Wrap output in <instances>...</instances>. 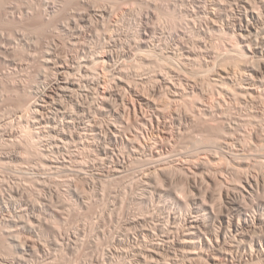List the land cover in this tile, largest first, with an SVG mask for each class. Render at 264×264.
<instances>
[{
	"label": "rangeland",
	"instance_id": "obj_1",
	"mask_svg": "<svg viewBox=\"0 0 264 264\" xmlns=\"http://www.w3.org/2000/svg\"><path fill=\"white\" fill-rule=\"evenodd\" d=\"M49 4H56V7L54 9H51L48 7ZM194 7H195V5H194L192 0H72V1L71 0H0V213H1L0 219L2 220V216H5L4 218H6L7 220L9 219L11 221H14V222H11V221L9 222V220L7 221L6 219L4 220V218H3L2 223L0 222V224L3 226L0 225V228H2V230H4L3 229V227H5L4 225L9 224L10 226L6 225L5 228L11 229V228H13V225H15L14 226L15 229L16 228H19V229H18V231L13 229V230H15L13 233L15 234V237H16V234H18L17 235L18 241L20 240L21 242H24V243L27 242V244H30V245L33 244L32 245L33 247L36 244L35 245L36 248L40 249V251H39V249L38 250L36 249L38 251V253H40V256H38L39 254L37 253V251L35 249H34L35 251L33 250L32 252L27 253V252H22L21 250L17 249L16 246L15 247L12 246V248L14 247L13 248L14 250L16 248V250L14 251L11 247H9L11 244L14 245L13 243H15V245L18 244L17 242H14L12 239H9V238H11V236L14 235L12 233L13 230L11 229L12 230L11 232H10V230H8L10 233H12V235H11L8 233V231H6V229H5V231L7 233L6 232L3 233V231H1V229H0V264H11V262H12V264H15L18 260L22 259L23 256L29 257V258L26 257V260L27 259H29V260L26 261L24 258L22 260H24L25 262L21 260V264H41V263L43 264V262H45V264H46V261H47V264H97L98 261L101 264H126L127 259L130 262H133L135 264L136 259L134 257V254H135L134 250L138 245H141V243L136 241V239L133 237L136 234H138L139 236H137V235L136 236L138 238H140V240H143L144 234L146 232H152L153 230L152 231H150V230L154 229V228H155L154 230H156L155 232L159 233L158 234L159 236L161 234L163 236L164 233L157 230L158 229L157 227H159L161 229L163 226L164 230L167 231L169 229V227L171 229L173 226V221L172 220L168 221L169 219L166 217L167 216L165 214L166 210H167L166 213L168 212V210H170V211L172 210L171 214H173V215L176 214L175 213L176 210L178 212L182 211V214L178 213V212L176 214L177 216L180 215V217L185 216V214L188 215L190 213V211L194 210V207H195V205L193 204L195 198L193 196H197L196 199H198V200H203L204 194H205L204 196H206L208 198L207 199L205 197L204 201L208 200L209 201L208 204L214 203L215 204L214 207L216 206L215 208L216 209L218 208L219 210L224 208V205H223L224 201L222 199L223 198L222 196H223L226 184L225 183L223 184L220 181V167L219 168L217 167V166H220V164H219L220 162L218 163V160H220V158H219L220 155H218V153L216 151L220 152V148L219 147H217L218 149L213 148L212 144H207V143H206V145L204 144V146H206V148H204V146H200V147L196 146V145H199L202 143L201 140L206 138L208 133L210 134V132L207 131V129L209 127H207V125H206V128H205V126L202 127L201 123H194L193 124L191 122H188V120L185 119L184 117H182V119H179L176 122L172 118L173 116L171 115V109L174 110V109L178 108L180 103L188 102L189 99L184 97L183 99H181V101H178V102L176 101V103L173 102V99L171 98L170 94L167 92V89L164 87V85L157 81L160 74L166 73L167 75H169L171 70L174 69L177 72L176 73V81H179L181 78H183V77L185 78L187 76V78H191V79L196 78L199 83H202L203 75L196 73V72L199 73V71L196 70V68L200 69L199 68L200 66H198L194 63L188 64L186 62V60H181L179 58H178L179 59L178 61H176L174 59L172 61L165 59V56L173 53L175 51V48H177V46L181 43L184 44L186 47L192 48V49H198L199 50V48L203 45L208 49H210V48L217 49L220 52V69L225 68V67H231V68H235V69L241 68V64L243 62H241L238 59L236 60L237 57L235 55L233 56L234 52H232V49L235 47V39H232V35H231L232 33L227 34V33H223V32L221 33L220 32V35L215 34L211 38L206 37L205 39H203V37L200 35V33L197 30H195L193 27V22H195V20H196V15L193 13ZM100 9H101V11H100ZM103 10L107 11L108 14L106 16H104L103 18H101L100 14ZM146 12H151L153 14L151 19H150V26L152 27V29L154 28L155 30L153 29V31H151L148 43L146 45H143L142 47L144 49H142L141 48V38H140L141 36H140V30L139 29H140L142 15H143V13H146ZM235 13H236L235 7L229 6V7H227V9L224 13V14H226L225 18H229L230 20H232L235 16ZM86 15L88 17H86V20H84V16H86ZM229 15L231 18L229 17ZM74 30L76 31V33ZM77 32L79 35H77ZM80 33H81V36H80ZM23 35H25V36H23ZM37 35H38V37H37ZM228 35L231 36L230 38L232 39L233 42L229 39ZM78 36L80 37V39ZM25 37H26V39H25ZM202 40L204 41V43H202ZM38 41L40 42V44ZM74 41L76 42V44H78V43L79 44L76 46L75 44H73ZM77 41H78V43H77ZM37 42H38V45H37ZM104 47H106V48H104ZM146 47L151 50V54L143 51V50H146V51L149 50V49H145ZM152 49L157 51L158 53H155ZM48 50L50 53L51 52L53 53V51H54V53L48 54ZM101 50H104V51L110 50L112 52V54L115 56V63L117 64V67L119 68V70H121V73L125 77V80H126L125 81L126 85H123V87H124V89H123V87H120L116 83L114 84V82L112 81V80H114L115 76H120V75L114 74V72H112L111 68L108 66L109 65L108 63H105L106 66L104 65V63H102L104 66H102V64L99 65L100 67L98 65L96 66V67H99V68H97L98 71L96 70L97 71L96 74L97 75L100 74L101 75L100 77L106 81L105 87L107 86L106 89L109 90V92L112 94L111 95L112 100L115 101L117 99V95H119V96L121 95L122 101L123 100L125 101V102L124 101L123 102L122 101H115V102H117L119 107H121L122 109H124V107H125V109H124L125 115H127V116H125V119H126V121L129 119L131 121V122L127 121V122H129V124L131 123V125H130L131 130L129 129V130L125 131V130H123V128H121L124 131V133L122 132L121 135L123 137H129L131 135L137 134L138 135V142H140V143L142 142V144L143 143L144 144L145 143L150 144V143H155V141L156 142L161 141V142H164V147H165V149H163L164 152L163 151L160 152L163 155H161L159 153L160 155L157 154L156 157L152 158L151 160H150V158H151L150 156L141 157L142 159H144L145 164L142 163V160H140L141 158L138 160L133 159L132 162L129 163L130 165L131 164H133V165L131 167H129L130 165L127 166L128 170L126 168V170H123L124 172L122 171L121 173L115 171V164L119 160H122V159H119V158H122V156H120L118 153H116V154H118L117 156H116V154L112 153V151L110 149L111 145H110V141H109V136H106L107 134L105 135V133H107V131H108L107 127H109V124H110L109 122H112L109 116H101V115L96 116L97 118H95V120L98 119L96 121V123L98 122L97 123L98 126H99V124H101L99 126V128H100V130H102V131H100L101 134L100 133L98 134L99 136L92 133V132H86L87 134L82 132V134L84 136L83 135H82V137L80 136L81 139L79 138V135L77 134L78 131H80L78 128L79 124L77 122L74 123V121H76V117H75V120L71 119L72 121L74 120L73 121L74 124L70 120H67V118L62 117V116H64L62 114V113H64V111L71 113L72 110H75V112L74 111H72V112H74L73 116H76V113H78L76 111H78V107H80V105H82L84 107H86V106L91 107L90 106L91 104H92V106L95 104L93 102H96V103H97V101L101 102L100 101L101 98L98 97V94H96L97 91L95 89H93L92 86L85 83L86 81H84L85 84L83 83L84 86H82V88H83L82 90H84V91L76 90L73 93H71V96H72V94H74V96H72V97L66 96L63 93H61V95H60V93H58L61 96V97H59L58 94L56 95L53 93L54 99L56 98L55 103L57 105L55 103H53L54 101L52 99H50V101H52L50 103L51 107L48 106L45 108H42V107L38 108V110L40 109L38 114H41L42 116H44V120H43V117L38 115V114L36 115V114H33L32 112H31L32 114L28 113L29 108L27 109V107L31 101H32L31 105H33L35 102L42 104V102H40L41 99L39 98L41 95L40 92L45 91L46 89L51 90L52 89L51 86L53 85V83L56 80L57 70H55L56 68H53L55 66L51 63L48 64L46 62L47 59H44V58H48V60L49 59L55 60V58H56V60H57V61L55 60L56 64L63 62V61L67 62L68 58L71 60V61L69 60V63L70 62L72 63V60H73V62H76L77 60L83 61V60H80L81 57H82L81 59L86 57L85 60H87V59L89 60V58H90V60L91 59L94 60L93 58H95V56L93 57V55L101 54V52H103ZM91 51L93 52V54ZM84 52H85V54H84ZM88 53L91 54L92 57L90 55H88ZM159 55H161V56H159ZM57 56L58 57L62 56V57L58 58ZM78 56H80V57H78ZM64 57L67 60H64ZM42 59L44 61L46 60L45 61L46 63ZM179 61H181L182 63L181 62L180 63L183 64V65H181L182 66L181 68L176 66L177 63H179ZM237 61H238V63H237ZM52 63H54V62H52ZM234 65H236V66H234ZM39 68H40V70H39ZM48 68L52 71H50ZM101 68H102V70H101ZM103 68L106 71V73L112 72V75L110 73L109 74L103 73L104 72ZM46 71H48V72H46ZM55 71H56V73H55ZM92 71L93 70L90 71V73H89L90 75L87 74V75L91 76V78L93 76ZM74 72H75V74H73ZM76 72L77 71H73V73L71 72V74L75 75L74 77H77L80 79L82 77V76H80L81 73L76 74ZM94 73H95V71H94ZM42 75H44V76H42ZM73 75H71V76L73 77ZM107 75L110 78V80H109V78H107ZM109 75H111V76H109ZM104 76H106V79L104 78ZM200 76H201V78H200ZM74 79H76V78H74ZM109 82H110V85H109ZM128 82H130V84H128ZM27 83H29L30 85ZM155 87H158L160 89V93L157 95H154V92H153ZM220 87H221V85H220ZM86 88L87 89L90 88V89L87 91V90H85ZM115 88H117V89L119 88V89L115 90ZM121 88H122V90H120ZM162 88H164V89H162ZM210 88H211L210 92L212 93L211 90L214 89L213 91L216 95L214 98L212 97V95H210V97H207L206 100L213 101V100H215V98H219L218 93H217V88H214V87H210ZM38 89L40 92L37 91ZM30 90H32V92ZM94 91H96V92H94ZM220 91H221V88H220ZM29 92L32 95L31 100H29L31 97ZM166 94H168V97L166 96ZM91 95H93L92 96L93 98H94V96H96L98 98L95 97L93 99L90 97ZM141 95H143L144 97L146 95V97L151 98V99L154 98V100L156 102H158V104L160 106L166 107V112L165 113L159 112L153 108L148 107L145 104V102L141 101V99H142ZM34 97H36V98H34ZM74 97H75V99H74ZM38 98H39V100H38ZM60 99L61 100L63 99L62 101L65 100L63 102V105L61 104L62 101H60ZM96 99H97V101H96ZM34 100H36V101H34ZM191 100H193V99H191ZM232 102H234L235 104L237 103V102H235V100H232ZM123 103H125L124 106H123ZM234 103H233L232 107L231 106L228 107L227 110H229L232 117L234 116L233 118H236V116L238 117L243 112L245 113L246 111H242L245 109L243 108L241 110ZM262 104L264 105V103H262ZM262 104L260 105V107H261V110L264 111V107ZM62 106H64V107L62 108ZM73 106H75V108ZM22 107H23V109H22ZM54 108L55 109L58 108V110L57 109L55 110ZM65 108L66 109L68 108L70 111L65 110ZM245 108H247V107H245ZM59 109H62L61 112L59 111ZM231 109L233 111L234 110L235 111L233 112ZM50 110L53 112L50 113L51 112ZM57 111H58V115L56 114ZM153 111H155V112H153ZM47 112H48V114H47ZM49 115H50V118L48 117ZM33 116L35 117L34 119L32 118ZM53 116L54 117L57 116V118L54 119ZM162 116L163 117L165 116V117L163 118ZM60 118H61V120L64 118V121L66 120L65 123L62 122L63 120L61 121ZM167 118H168V120H167ZM36 119L39 122L36 121L37 122L36 123L35 122ZM53 119H54V121H53ZM45 120H48V122L46 121L47 122L46 123ZM159 120H160V122H159ZM67 121H70L71 123L70 122L68 123ZM171 121H173L174 123ZM61 122L63 124V125L61 124L62 126L60 125ZM42 123L47 125V126L44 125L45 127H43ZM50 124H52L51 125L52 128H51ZM56 124H57V126H56ZM76 124H78V125H76ZM67 125L68 126L72 125V127H70L68 129V128H66V127H68ZM152 125H155V127H153ZM171 125H172V127H171ZM176 125H177V127H176ZM180 125L183 127H181ZM49 126H50V128H48ZM55 126L57 127V129L60 128L61 130L60 129H59V131L58 130H56V131L52 130ZM179 127L182 128V131H181L182 133L180 135L175 133ZM189 127H190V129H189ZM101 128H103V129H101ZM145 128H149V129L146 130ZM48 129H50V130H48ZM71 129L72 130L77 129V130H74L75 132H72ZM104 129H106L107 131ZM137 129H139V130H137ZM65 130H66V132H68V130H69L72 133L71 132H68V133L65 132L66 134H64ZM171 130H172V133L170 132ZM248 130L251 131V129H248ZM164 131H165V133H164ZM201 132L206 133V135L204 133H202L203 136H205V137L201 136L202 135V134H200ZM55 133H57V134H55ZM73 133L75 136L73 135ZM196 133H197V135H196ZM69 134L71 136L73 135L72 137H74V138H72ZM102 134H104V135H102ZM56 135H58L59 139H61L63 141L57 139L58 137ZM199 135H200L199 138L202 137L200 140H197L200 143H198L194 140L195 136H196V139H198L197 136H199ZM95 136H96V138L93 139ZM208 137H209V135H208ZM65 138H69V139H67V141H69V142H67V144H64V142H66ZM168 138L172 141H170ZM173 138L177 139V140H175L176 143L174 142ZM75 139H76V141H75ZM70 140L74 143V145L72 144V142ZM82 140H83V142H81ZM86 140H88V142H85ZM144 140H146V141H144ZM179 140H180V143H179ZM181 140H183L184 142L183 141L181 142ZM89 141H92V143ZM76 142H79V144L77 145ZM107 142H108V144H107ZM194 142H196L198 144L195 145ZM69 143H71V144H69ZM80 143L81 144L84 143V144L81 145ZM178 143H179V145H178ZM55 145H57V146L55 147ZM58 145L59 146L63 145V146L59 147V149H58ZM90 145L92 148L90 147ZM176 145H177V147H176ZM186 145H188V147ZM64 146H66V147H64ZM97 146H98V148H97ZM106 146L108 147L107 149H106ZM189 146L191 147L190 149H189ZM193 146H196V147H193ZM196 148H198V149H196ZM201 148H202V150H201ZM67 149H68V151H67ZM103 149H105V150H103ZM167 149H170V150L168 151ZM174 149H176V150H174ZM206 149L208 150V152H205L207 154H205L203 152V155L202 154L200 155V152H202L203 150H206ZM214 149H216V150H214ZM91 150H93V151H91ZM106 150L109 151V155H110V156L108 155L109 157H107L105 155ZM177 150H179V156H177L178 155ZM198 150H199V152H198L199 154L198 153H196V154H198L202 157L193 153V152H197ZM172 151H174V153L177 151L176 154L174 155V157H173L174 153L171 154L172 156L169 155L170 153H172ZM182 151H184V153ZM190 152L193 154L191 155ZM125 153H124L125 156L127 155V158H128V152L125 151ZM164 154L166 157H164ZM112 155H114V156H112ZM168 155L170 156V158ZM185 155L189 156V157H186ZM205 155L208 157H206ZM99 156L100 157L102 156L101 158L104 157L105 160L99 158ZM118 156H120V157H118ZM159 156L160 157L163 156L164 159H161ZM106 157L110 158V159L106 160ZM113 157H115V160ZM147 157L148 158L150 157L148 159L149 161L145 160V158L147 159ZM177 157H179L178 159H180V157H181V159L178 160ZM209 157H210V160H212L211 161L212 164L216 167H214L213 165H210L211 162L208 160ZM174 158L177 160H174ZM196 158H198V159H196ZM97 159H98V161H97ZM100 159L103 160L104 162L101 161ZM153 159L158 160L157 162H156V160H154V162L156 163V165L158 164V166L153 167L155 165V163L152 162ZM170 159L171 160L173 159V160L170 161ZM184 159L185 160L188 159V161H185ZM189 159L191 162L189 161ZM111 160H114V161H111ZM162 160H164V161H162ZM168 160L170 162H172L171 165H170V162ZM183 160L187 164H185V162ZM192 160L193 161L197 160V163L208 160L207 162H209L210 166L208 167V169L196 168L194 166V165H196V162L194 161L195 162L194 163ZM109 161L111 163H113V166L111 165V163ZM134 161H135V163H133ZM137 161H139V162H137ZM140 161H141V163H140ZM150 161H151V163H150L151 165L148 164ZM179 161L182 163H180ZM79 162H81V163H79ZM105 162L108 165H106ZM159 162H161V163L163 162L164 164H161V163L159 164ZM165 162H168V163H165ZM173 163H175L176 165ZM188 163L190 165H188ZM225 163H226V161L225 162L223 161L224 165H225ZM180 164H182V165H180ZM191 164H193L192 165L193 167L191 166ZM146 165H147V167H146ZM175 166L177 168L179 166L180 167H179V169L176 170V168L174 169ZM109 167H111V168H109ZM145 167L148 169V171H147V169L146 170L144 169ZM149 167L151 168L152 171H157L156 173H158V174L160 173L158 176L160 178H158V179L161 183L160 182L158 183V180L155 181V183L153 182L154 187H153V184L150 186L145 185L144 180H143V178H144L143 176H145L146 172L148 173L150 170ZM166 167H168V168L170 167V168L167 169L166 174H164V172H162L161 170H162V168H164V170H165ZM182 167H184L185 170ZM187 167H188V169H187ZM190 167L192 170L190 169ZM129 168H130V170H129ZM157 168H159V170ZM160 168H161V170H160ZM180 168L182 171L180 170ZM194 168H195V172H194ZM210 168H211L212 172L210 171ZM212 168H215V169H212ZM110 169L111 170L114 169V171H111ZM141 169H144V170H141ZM256 169H255L256 172L254 171L253 174L257 175L258 177H263L260 175H264V168L262 169V167H261L259 169V167H258ZM108 170H110V171H108ZM138 170L139 171L141 170L142 173L138 174V172H139ZM215 171L217 172V174H215V176H214L213 174L216 173ZM185 173L188 175L186 176ZM196 173H198V174H196ZM122 174H124V178L121 177ZM135 174L136 175L138 174V175L136 176ZM200 174H202L203 177ZM208 174H209V176H208ZM117 176H120V178L118 179ZM139 176L143 177V178L141 179ZM193 176H197V178H198L197 180H199V182H200L199 187L193 186V184H192V177ZM199 176H201V177H199ZM204 176H206V177L204 178ZM217 177H219L218 178L219 180L217 179ZM162 178H163V181H161ZM172 178H174L173 179V181H174L173 186H172V182H173ZM76 180H77V183H76ZM134 180L136 181L137 186H139L140 188H138V187L136 188V184H135ZM206 180H207V182H206ZM202 181L205 182L206 185ZM208 181H209V183H208ZM128 183L131 184L132 186L134 185V188H130L131 185H129ZM157 184H161V185L165 184V186L162 185L165 189H168V188L169 189L175 188V189H173V190L170 189L171 191L169 189H168L169 191L163 190L164 188L162 187V189H161V185L159 186ZM148 186L153 187L152 189H155L154 191L158 192V194L155 193ZM56 187H58V188H56ZM126 187L130 188V189H127ZM141 187L145 188V189H142ZM200 187H202V188L200 189ZM18 188H19V190H18ZM148 188H149L150 192H148ZM218 188H219V190H218ZM133 189H135L137 192H140L139 194L141 196L138 195V193L136 191H134ZM138 189L140 191H138ZM76 190H77V192H76ZM159 190H160V192H159ZM122 191H123V193H122ZM141 191H142V193H141ZM145 191H147V192H145ZM176 191L179 194L176 193ZM192 191H194V192H192ZM209 191H211V192H209ZM214 191L217 193H214ZM219 191H220V193H219ZM134 192H136V193H134ZM152 192H154L153 194H155V195H153ZM195 192H196V195L192 194ZM56 193H58V194H56ZM160 193H161V195H160L161 197L159 196ZM110 194H112V196H110ZM163 194H164V196H163ZM177 194L181 195L182 198L179 197ZM136 195H138V196H136ZM145 195H146V198L143 199L145 197ZM148 195L150 198L148 197ZM152 195H153V197L155 196L154 198H156V199L160 198V199H158V203L159 204L161 203L162 206H167V208H169V209H166L165 211L162 212V210L160 209L161 205L160 206L156 205L157 200L154 199L152 197ZM79 196H81V197H79ZM114 196H116L117 198H115ZM123 196L124 197L126 196V198H124ZM135 196L136 197L140 196V197L136 198ZM166 196H168V197H166ZM199 196H201L200 199H199ZM33 197H35V198H33ZM211 197L213 199H211ZM214 197H215V200H214ZM152 198H153V200H152ZM162 198L165 199L166 201L165 200L162 201ZM167 199L168 200L170 199L169 202H167ZM182 199H184V200L186 199V200L182 201ZM138 200H140V201H138ZM149 200L152 202L154 201L153 203H156L154 205L158 206L157 209L153 205L152 202H149ZM174 200L175 201L177 200L176 204H175L177 207L173 206L175 203ZM122 201H124V202H122ZM220 201H223V202H220ZM68 202H70L71 204ZM138 202H139V204H136ZM140 202L141 203L144 202V203L140 204ZM145 202H146V204L150 203V208H149L148 204H147L148 205V207H147ZM171 202H173V203L170 204ZM178 202H179V204H178ZM185 202H186V204H185ZM34 203H36V204H34ZM165 203H167L168 205L167 204L165 205ZM140 205H142L143 207ZM144 205L146 207L145 210L147 209L146 211L144 210ZM178 205L180 208L178 207ZM190 205L192 206V208H189ZM211 207L213 208V206H211ZM221 207H223V208H221ZM153 208H154V210L151 211V213H152L151 214L149 210H151ZM158 208H159V210H158ZM215 208H214V211H215ZM142 209L145 212L149 211V212L145 213L146 215H149V217H150V214H151V217L154 215L156 217L158 216L157 217L158 221H155V220L151 219V217L148 218L146 215H143L144 212L142 211ZM155 209L159 212L157 213V211ZM187 209H190V210H187ZM154 211H155V213H154ZM170 211L168 213H170ZM218 211L216 213V216L220 215V214L217 215ZM140 212H141V214L142 213L143 214L138 215V213L140 214ZM2 213H5L6 215L2 214ZM148 213H150V214H148ZM159 214H160V216H163L162 217V218H164L163 221L165 219H168L166 221L169 223L171 222L170 226L168 225V223L166 221H164V222L167 223L168 226L164 225L165 223L162 220H159V217H160ZM111 215H112V217H111ZM141 216L146 217V220L143 221L144 223L142 222ZM37 217H39V219H41L42 221L38 220ZM135 217H140L141 222L137 223L138 225L135 224V226L132 225L131 223L129 225L128 223H129L130 219L133 218L131 221L136 220V219H134ZM145 217H143V218H145ZM22 219L24 220L23 223H22V221H23ZM137 219H139V218H137ZM149 219L152 221L153 224L150 223L151 221ZM20 220H22V221H20ZM17 221H19V222H17ZM25 221L28 222L27 225L25 224L26 223ZM40 221L43 222V225L41 224ZM146 221H148L147 222L148 225L146 224ZM154 221H155V225H156V222H157V224L162 222L163 225L161 226V224H162L161 223L155 227ZM31 222H33L36 225L32 226L33 223H31ZM44 222H47L48 224H46ZM14 223H17V225ZM30 224H31L32 228H31ZM37 224H38V227H37ZM49 224L51 226H49ZM141 224L144 225V229H143V226ZM18 225H23V226L17 227ZM150 225L153 226L154 228L151 227ZM25 226H26V228L28 226V228L26 229ZM40 226H42V227L44 226L45 229L47 228L48 232H47V229L44 230ZM136 226H138V227H136ZM146 226L148 227V229L147 228L145 229ZM134 227H135V229L137 228L136 231H134L135 230ZM139 227H140V230L138 229ZM177 227H180V226L178 225ZM36 228H38V229H36ZM125 228L126 229L129 228L130 231H131V229H133L131 231L132 234L128 233L129 231H127ZM34 229H36L37 231H34ZM49 229L51 230L50 232H49ZM58 229H59V231H58ZM60 229H61V231H60ZM52 232H54V233H52ZM133 232L136 234H134ZM2 233L4 234V236ZM22 236H26V237L29 236V238H30V236H32V238L35 237L34 242H31L33 240H29L28 237L27 238L23 237L22 239H19V237H22ZM99 236H100V238H99ZM125 236H127V237H125ZM130 236H131V238H130ZM141 237L143 239H141ZM32 238H30V239H32ZM36 238H38L39 240L38 239H37L38 241L35 240ZM70 239H72V240H70ZM73 239H74V241L77 240L78 243L76 246H78V247L75 246L76 243L74 244ZM128 239H131V241ZM146 239H148V238H145V240ZM148 240H150V239H148ZM8 241H9V244H8ZM11 241L13 243H10ZM57 241L60 242V243H57L59 245H57L55 243ZM40 242L41 243L43 242V244H41ZM38 243H39V245H38ZM46 243H48V244H46ZM60 244L64 245L66 248H64V246H61ZM68 244H70V245H68ZM132 244H134V245L132 246ZM41 245H43V246H41ZM72 245L74 247H76V249L74 247H72ZM67 246H69V247H67ZM33 247H32V249H33ZM58 248H61V249L64 248V250L63 249L59 250ZM73 248H74V250H73ZM11 249L13 250L12 252H11ZM116 249L117 250L120 249V251H117ZM126 249H128L129 252ZM55 250H56V252H55ZM65 250H67V251L62 253ZM114 250L117 252H115ZM124 250L127 251L128 253H125ZM17 251H19L20 253ZM44 251L48 252L47 255ZM130 252H133V254ZM12 253H14V255H16V256H18L19 254L22 253L21 255H23V256H22V258H21V256L16 257ZM24 253L25 254L27 253L28 255L27 254L24 255ZM36 253H37V255H36ZM121 254H123V255H121ZM33 255H34V257H33ZM48 255L50 256V258ZM130 255H131V257H130ZM6 257L9 258V262H8V259ZM15 257L17 258V261L14 260ZM10 258H12V259H10ZM54 258H56L55 259L56 261L54 260L55 263L51 262L52 259H54ZM11 260H13V261H11ZM49 260H50V262H49ZM18 264H20V262Z\"/></svg>",
	"mask_w": 264,
	"mask_h": 264
},
{
	"label": "bare ground",
	"instance_id": "obj_2",
	"mask_svg": "<svg viewBox=\"0 0 264 264\" xmlns=\"http://www.w3.org/2000/svg\"><path fill=\"white\" fill-rule=\"evenodd\" d=\"M72 1V0H71ZM195 7H194V10H193V13L196 15V20L195 22H193V27L195 30H197L200 35L203 37V39H205L206 37L208 38H211L213 37L215 34L217 35H220V32L222 33H227V34H230L232 33V39H235V47L232 49V52H234L233 56L235 55L237 58L236 60H240L241 62H243L241 64V68H231V67H225V68H221L220 69V52L217 50V49H208L206 48L204 45L201 46L198 49H192V48H188L186 47L184 44H179L177 46V48H175V51L171 54H168L167 56H165V59L167 60H176L178 61L179 59L181 60H186V62L188 64L190 63H194L198 66H200L198 68H196V70L199 71L196 72L197 74H202L203 75V80H202V83H199L198 80L195 78V79H191V78H187V76L184 78H181L179 81H176V71L174 69L171 70L170 74L167 75L166 73L164 74H160L159 78H158V82L159 83H162L164 85V87L167 89V92L170 94L171 98L173 99V102L176 103V101H181V99H183L184 97L185 98H188V102H185V103H180V105L178 106V108L176 109H171V115L173 116L172 118L177 122L179 119H182V117H184L185 119L188 120V122H191V123H201L202 127L205 126L206 128V125L207 127H209L207 129L208 132H210V134L208 133L207 137L202 139L201 140V144L199 145H196L200 142H198L197 140H200L201 138L200 135L197 136L198 139H196V136H195V141L198 142H194L196 146H204V144L206 145L207 144H212L213 148H217L219 147L220 148V152L216 151L218 153V155H220V160H218V163L220 164V166H217L218 168L220 167V181L224 184H226L225 186V189H224V193H223V201H220V202H223L222 204L224 205V208L223 209H216L214 207V203L212 204H208L209 201L207 200L208 198L206 196L203 195L204 199L205 197L207 198L206 200L207 201H204L203 200H198L196 199L197 196H193L195 199H194V202L193 204L195 205L194 207V210L193 211H190V213L188 215L185 214V216H181L180 215H176L177 214V210L175 211L176 214H171V211L168 210V212L170 211V213H166V209H169L167 208V206H162V204L158 203V199L154 198L153 194L155 191V189H152L154 187V184L153 182L155 183V181L158 180V183L160 182L158 178L159 174L156 173L157 171H152L151 168L149 170V172L145 174V176L143 177H140L141 179L143 178L144 180V183L145 185H152L153 184V187H149L151 188L154 192H152V197L154 199L157 200V204L156 203H153L152 201L149 200V202H152L153 205L156 204L158 206L161 205V210L162 212L165 211V215L168 219H165L164 221L168 220V221H173V226L172 228L169 229L166 231L164 230L163 228V223H159L161 224L162 228L160 229L159 227H157L159 231H161L163 234L159 236L158 234L159 233H156L154 230L155 228L153 226H151L153 223L152 221L150 223H152L150 226L153 227L154 229H149L150 231L152 232H146L144 234V239L141 237V239L143 240H140V238H138L137 236H139L138 234H136L133 238L136 239V241H138L139 243H141V245H136L137 247L135 248L134 252V257L136 259V263L135 264H264V175H260V176H263V177H258L257 175L253 174L254 171L256 172V168L259 167V169L262 167V169L264 168V111L261 110V107L260 105L262 103H264V0H192ZM108 2V1H107ZM229 6H234L235 7V10H236V13H235V16L232 20H230L229 18H225L226 14L225 11L227 9V7ZM49 8L51 9H54L56 7V4H49L48 5ZM47 8V7H46ZM106 8V7H105ZM48 9V8H47ZM97 9V8H96ZM50 11V10H49ZM54 11V10H53ZM74 11V10H73ZM72 11V12H73ZM101 11V9H100ZM112 11V10H111ZM228 11V10H227ZM59 13V12H58ZM80 14V13H79ZM82 14V13H81ZM108 14L107 11L103 10L100 14V17L103 18L104 16H106ZM152 13L151 12H146V13H143L142 15V19H141V24H140V38H141V48L144 49L142 46L143 45H146L148 43V40H149V37H150V33L151 31H153L152 27L150 26V19L152 17ZM97 16V15H96ZM76 17V16H75ZM86 17H88L87 15L84 16V20H86ZM230 17V15H229ZM81 18V17H80ZM231 18V17H230ZM68 19V18H67ZM74 19V18H73ZM47 20V19H46ZM79 20V19H78ZM69 21V20H68ZM43 23V22H42ZM64 24V23H63ZM76 24V23H75ZM66 27V26H65ZM205 27V28H204ZM70 28V27H69ZM80 29V28H79ZM49 30V29H48ZM105 30V29H104ZM155 30V29H154ZM53 31V30H52ZM57 31V30H56ZM75 31V30H74ZM82 31V30H81ZM107 31V30H106ZM83 32V31H82ZM101 32V31H100ZM50 33V32H49ZM76 33V31H75ZM99 33V32H98ZM102 33V32H101ZM105 33V32H104ZM77 35L78 32H77ZM25 36V35H23ZM76 36V35H75ZM74 36V37H75ZM80 36H81V33H80ZM85 36V35H84ZM229 36V35H228ZM38 37V35H37ZM73 37V38H74ZM77 37V36H76ZM79 37V36H78ZM231 36H229V39L232 41V39L230 38ZM23 39V38H22ZM26 39V37H25ZM24 39V40H25ZM75 39V38H74ZM80 39V37H79ZM73 40V39H72ZM78 40V39H77ZM99 41V40H98ZM230 41V42H231ZM29 42V41H28ZM36 42V41H35ZM39 42V41H38ZM38 42H37V45H38ZM75 42V41H74ZM73 44H75L76 46L79 44L78 41L76 44V42ZM82 42V41H81ZM106 42V41H105ZM233 42V41H232ZM104 43V42H103ZM202 43H204V41L202 40ZM40 44V42H39ZM72 44V43H71ZM140 45V44H139ZM49 46V45H48ZM37 47V46H36ZM106 48V47H104ZM40 49V48H39ZM38 49V50H39ZM85 49V48H84ZM83 49V50H84ZM103 49V48H102ZM109 49V48H108ZM145 49H149V48H145ZM46 50V49H45ZM95 50V49H94ZM153 50V49H152ZM231 50V49H230ZM93 51V50H92ZM91 51V52H92ZM103 52H101V54H96V55H93V57L95 56V58H93L94 60H85V58L81 59L80 60H83V61H79L77 60L76 62H73L72 60V63L70 62L69 63V58H68V61H63V62H60L58 64H56L55 60L53 61L52 59H49L48 58H44V59H47V63H51L53 64L55 67L53 68H56L55 70H57V74H56V80L55 82L53 83V85L51 86L52 89L51 90H45V91H42L40 92L39 89L37 91L40 92V102L41 103H32L33 105H31V102L30 104L28 105L27 109H28V113H33V114H38L40 109L38 110L39 107H42V108H45V107H48L50 106L51 107V102L50 99H52L55 103L56 102V98L54 99V94H58L60 93H63L64 95L66 96H74V94H72L71 96V93H73L74 91L76 90H82V86H84L85 83H87L88 85L92 86L93 89H95L96 91V94H98V97L101 98V102H98L97 99V103L96 102H93L95 103L93 106L92 104L90 105L91 107H84L82 105H80V107H78V113H76V116H73V113L75 112V110H72L74 112L71 111L70 112H67V111H64V113H62L64 116V118H67V120H70L72 123L73 121L75 120V117H76V121L78 124H79V130L78 131V135H79V138L81 139L82 137V132L86 133V132H92L96 135H98L100 133V128L99 126L101 124H99V126L97 125L96 121L98 119L95 120V118H97L96 116L97 115H101V116H109L111 121L112 122H109V127L108 128V131L107 133H105L106 136H109V141H110V149L112 151L113 154H116L118 153L120 156H122V158H119V159H122V160H119L116 164H115V171L121 173L123 170H126L127 166H129L132 162L133 159H140L141 157H144V156H150V160L152 158H155L156 155H160L163 151V149H165L164 147V142H156L155 143H150V144H142V142H138V135H131L129 137H123L121 135V133L124 131L123 130H129L131 128V123L129 124L130 119L127 120L129 122L126 121L125 119V107L124 109H122L121 107H119V105L117 104V102L115 101H122V96L120 95H117V99L115 101L112 100V94L109 92V90L106 89L105 85H106V81L103 80V78H101L100 74L97 75L96 72L98 71L97 68H99L100 64L104 63H108L107 65L111 68L112 72H114V74H118L120 76H115L114 77V80H112L114 82V84L116 83L117 85H119L120 87H123V85H126V80H125V77L122 75L121 73V70H119V68L117 67V64L115 63V56L112 54V52L110 50L108 51H104V50H101ZM144 52L146 53H149L151 54V50L149 49L148 51L146 50H143ZM155 53H158L157 51L153 50ZM229 51V50H228ZM41 52V51H40ZM52 53V52H51ZM48 50V54H51ZM54 53V51H53ZM52 53V54H53ZM99 53V52H98ZM227 53V52H226ZM85 54V52H84ZM87 54V53H86ZM93 54V52H92ZM229 54V53H228ZM88 55L91 56V54L88 53ZM41 56V55H40ZM76 56V55H75ZM81 56V55H80ZM78 56V57H80ZM161 56V55H159ZM56 57V56H55ZM58 57V56H57ZM62 57V56H60ZM58 57V58H60ZM92 57V56H91ZM71 58V57H70ZM75 58V57H74ZM179 58V59H178ZM63 59V58H62ZM43 60V59H42ZM64 60H67L65 59L64 57ZM44 61V60H43ZM42 61V62H43ZM44 61V62H45ZM57 61V60H56ZM71 61V60H70ZM239 61V62H240ZM45 62V63H46ZM54 62V63H52ZM181 61H179V63H177V67L181 68L183 64L180 63ZM238 63V61H237ZM36 64V63H35ZM38 64V63H37ZM226 64V63H225ZM34 65V64H33ZM52 65V66H53ZM99 66V67H96V66ZM102 64V66H104ZM237 65V64H236ZM234 65V66H236ZM106 66V65H105ZM192 66V65H191ZM44 67V66H43ZM34 68V67H33ZM45 68V67H44ZM46 69V68H45ZM49 69V68H48ZM95 69V70H94ZM194 69V68H193ZM34 70V69H33ZM40 70V68H39ZM50 70V69H49ZM93 70V76L91 78V76H89L90 74V71ZM97 70V71H96ZM102 70V68H101ZM52 71V70H50ZM73 71H77V73H81L80 76H82L80 79L77 78V77H74L75 75V72L73 73ZM95 71V73H94ZM103 73H106V71L104 70L103 68ZM48 72V71H46ZM71 72L73 74H71ZM112 72H109L111 75H112ZM201 72V73H200ZM56 73V71H55ZM99 73V72H98ZM108 73V72H107ZM106 73V74H107ZM108 73V74H109ZM42 74V73H41ZM46 74V73H45ZM89 74V75H87ZM105 74V75H106ZM193 74V73H192ZM47 75V74H46ZM73 75V77L71 76ZM103 75V74H102ZM109 75V76H111ZM196 75V74H195ZM32 76V75H31ZM44 76V75H42ZM54 76V75H53ZM78 76V75H77ZM79 76V77H80ZM46 77V76H45ZM128 77V76H127ZM54 78V77H53ZM73 78V79H72ZM76 78V79H74ZM104 78L106 79V76H104ZM107 78L108 75H107ZM201 78V76H200ZM27 79V78H26ZM55 79V78H54ZM179 79V78H178ZM48 80V79H47ZM52 80V79H51ZM110 80V78H109ZM84 81H86L84 83ZM108 81V80H107ZM144 82V81H143ZM49 83V82H48ZM84 83V84H83ZM29 84V83H27ZM39 84V83H38ZM47 84V83H46ZM108 84V83H107ZM113 84V83H112ZM128 84H130V82H128ZM127 84V85H128ZM30 85V84H29ZM50 85V84H49ZM109 85H110V82H109ZM116 85V86H117ZM144 85V84H143ZM154 85V84H153ZM221 85V87H220ZM47 86V85H46ZM112 86V85H111ZM27 87V86H26ZM44 87V86H43ZM49 87V86H48ZM47 87V88H48ZM210 87H214V88H217V93H218V97L219 98H215V100L213 101H208L206 100L207 97H210V95H212V97L214 98L215 97V93H214V89L211 90L212 93L210 92ZM109 88V87H108ZM220 88H221V91H220ZM90 88H86L85 90H89ZM112 89V88H111ZM117 88H115L116 90ZM119 89V88H118ZM117 89V90H118ZM124 89V87H123ZM164 89V88H162ZM42 90V89H41ZM122 90V88L120 89ZM127 90V89H126ZM32 92V90H30ZM84 91V90H82ZM86 91V92H87ZM24 92V91H23ZM35 92V91H34ZM91 92V91H90ZM123 92V91H122ZM154 95H157L160 93V89L158 87H155L154 90ZM30 93V92H29ZM54 93V94H53ZM79 93V92H78ZM93 93V92H92ZM140 93V92H139ZM77 94V93H76ZM80 94V93H79ZM82 94V93H81ZM94 94V93H93ZM28 95V94H27ZM31 95V93H30ZM34 95V94H33ZM59 94L58 96L61 97ZM87 95V94H86ZM148 95V94H147ZM93 95H91L90 97H92ZM166 96L168 97V94H166ZM96 96H94L95 98ZM96 97V98H98ZM142 99L141 101L145 102V104L150 107V108H153L159 112H166V107L165 106H160L158 104V102H156L153 99L151 98H148L141 95ZM32 98V95L30 97L29 100H31ZM36 98V97H34ZM33 98V99H34ZM38 98V100H39ZM93 98V99H94ZM99 98V99H100ZM193 100H191V99ZM66 99V98H65ZM75 99V97H74ZM63 100V99H62ZM60 99V101H62ZM161 100V99H160ZM232 100H235V102H237L236 104L234 102H232ZM36 101V100H34ZM59 101V100H58ZM65 101V100H64ZM62 101V105H63V102ZM78 101V100H77ZM124 101V100H123ZM122 101V102H123ZM168 101V100H167ZM79 102V101H78ZM85 102V101H84ZM115 102V103H114ZM125 102V101H124ZM68 103V102H67ZM119 103V102H118ZM141 103V102H140ZM161 103V102H160ZM233 103L238 107L240 108L241 110L244 108L245 110H242V111H246L245 113L241 112L242 114L240 116H236V118H233L232 115L230 114L228 107H232ZM24 104V103H23ZM56 104V103H55ZM59 104V103H58ZM74 104V103H73ZM162 104V103H161ZM31 105V106H30ZM57 105V104H56ZM78 105V104H77ZM125 105V103H123V106ZM144 105V104H143ZM177 105V104H176ZM263 105V104H262ZM61 106V105H60ZM64 106H62L63 108ZM75 108V106H73ZM171 107V106H170ZM247 107V108H245ZM264 107V105H263ZM262 107V108H263ZM26 108V107H25ZM23 109V107H22ZM53 109V108H52ZM55 109V108H54ZM58 110V108H56ZM55 109V110H56ZM72 109V108H71ZM128 109V108H127ZM131 109V108H130ZM233 109V108H232ZM231 109V110H232ZM62 109H59V111L61 112ZM65 110H69L68 108ZM135 110V109H134ZM51 111V110H50ZM70 111V110H69ZM233 111V110H232ZM235 111V110H234ZM233 111V112H234ZM24 112V111H23ZM53 111H51L50 113H52ZM59 112V113H60ZM66 112V113H65ZM155 112V111H153ZM237 112V111H236ZM31 113V114H32ZM43 113V112H42ZM56 113V112H55ZM173 113V114H172ZM48 114V112H47ZM46 114V115H47ZM58 115V111L56 113ZM169 114V113H168ZM236 114V113H235ZM239 114V113H238ZM35 115V116H36ZM40 116H42L41 114H38ZM45 115V116H46ZM75 115V114H74ZM237 115V114H236ZM30 116V115H29ZM43 117V120H44V116ZM50 118V115L48 116ZM60 117V116H59ZM156 117V116H155ZM163 117V116H162ZM165 117V116H164ZM163 117V118H164ZM33 119L35 118L34 116L32 117ZM53 118H57L53 116ZM64 118L61 120L62 122L65 123L64 121ZM158 118V117H157ZM46 119V118H45ZM53 119V121H54ZM71 119H74L73 121ZM128 119V118H127ZM160 119V118H159ZM41 120V119H40ZM58 120V119H57ZM158 120V119H157ZM168 120V118H167ZM37 121V119L35 120V122ZM48 122V120H45V122ZM70 121H67L68 123ZM151 121V120H150ZM166 121V120H165ZM34 122V123H35ZM39 122V121H37ZM36 122V123H37ZM46 122V123H47ZM56 122V121H55ZM60 122V121H59ZM62 122L60 123V125L62 124ZM70 122V123H71ZM152 122V121H151ZM158 122V121H157ZM160 122V120H159ZM173 122V121H171ZM170 122V123H171ZM187 122V123H188ZM41 123V122H40ZM73 123V124H74ZM140 123V122H139ZM153 123V122H152ZM151 123V124H152ZM174 123V122H173ZM182 123V122H181ZM190 123V124H191ZM58 124V123H57ZM56 124V126H57ZM72 124V125H73ZM76 124V125H78ZM183 124V123H182ZM41 125V124H40ZM42 123V126L45 127L47 125H45ZM52 124H50L51 126ZM63 125V124H62ZM61 125V126H62ZM71 126H68L66 128H70L72 127ZM104 125V124H103ZM107 125V124H106ZM148 125V124H147ZM187 125V124H186ZM50 126L48 128H50ZM55 126V127H56ZM153 127H155V125H152ZM151 126V127H152ZM181 126V125H180ZM54 127V128H55ZM74 127V126H73ZM135 127V126H134ZM146 127V126H145ZM159 127V126H158ZM165 127V126H164ZM172 127V125H171ZM175 127V126H174ZM173 127V128H174ZM177 127V125H176ZM183 127V126H181ZM47 128V127H46ZM45 128V129H46ZM52 128V126H51ZM52 129V130H58L60 128L57 129V127L55 129ZM76 128V127H75ZM123 128V130L121 129ZM64 129V128H63ZM103 129V128H101ZM146 130L149 129V128H145ZM163 129V128H162ZM190 129V127H189ZM248 129H251V131H249ZM50 130V129H48ZM61 130V129H60ZM67 130V129H66ZM66 130L64 131V134L68 133V132H75L74 130H77V129H74L71 131L68 130V132H66ZM131 130V129H130ZM139 130V129H137ZM144 130V129H143ZM175 130V129H174ZM194 130V129H193ZM204 130V129H203ZM182 128H178L177 131L175 133L177 134H181L182 132ZM204 131V132H205ZM66 132V133H65ZM71 132V133H72ZM77 132V131H76ZM172 133V130L170 131ZM204 132H201L200 134L204 133ZM70 133V134H71ZM165 133V131H164ZM188 133V132H187ZM57 134V133H55ZM69 134V135H70ZM87 134V133H86ZM89 134V133H88ZM93 134V135H94ZM101 134V133H100ZM206 135V133H204ZM74 135V133H73ZM72 135V136H73ZM91 135V134H90ZM104 135V134H102ZM197 135V133H196ZM58 137V135H56ZM71 136V135H70ZM71 136V137H72ZM75 136V135H74ZM81 136V137H80ZM84 136V135H83ZM89 136V135H88ZM99 136V135H98ZM203 136V134L201 135ZM54 137V136H53ZM65 137V136H64ZM77 137V136H76ZM90 137V136H89ZM93 137V136H92ZM141 137V136H140ZM205 137V136H203ZM55 138V137H54ZM61 138V137H60ZM74 138V137H72ZM78 138V139H79ZM91 138V137H90ZM96 136L93 138L95 139ZM151 138V137H150ZM172 138V137H171ZM33 139V138H32ZM56 139V138H55ZM59 139V137L57 138ZM56 139V140H57ZM66 139V142H64V144H67V139L69 138H65ZM77 139V138H76ZM75 139V141H76ZM79 139V140H80ZM87 139V138H86ZM169 139V138H168ZM174 139V142L175 138ZM55 140V141H56ZM61 140V139H59ZM58 140V141H59ZM90 140V139H89ZM170 140V139H169ZM63 141V140H61ZM71 141V140H70ZM74 141V142H75ZM146 141V140H144ZM172 141V140H170ZM183 140H181L182 142ZM191 141V140H190ZM72 142V141H71ZM83 142V140L81 141ZM85 142H88V140H86ZM92 143V141H89ZM184 142V141H183ZM193 142V141H192ZM58 143V142H57ZM63 143V142H62ZM77 145L79 144V142H76ZM90 143V144H91ZM168 143V142H167ZM170 143V142H169ZM176 143V142H175ZM179 143H180V140H179ZM178 143V145H179ZM60 144V143H59ZM71 144V143H69ZM68 144V145H69ZM72 144L74 145V143L72 142ZM81 144V143H80ZM84 144V143H82ZM81 144V145H82ZM89 144V143H88ZM108 144V142H107ZM171 144V143H170ZM92 145V144H91ZM90 145V147H91ZM168 145V144H167ZM57 145H55L56 147ZM63 146V145H61ZM58 145V149L59 147H61ZM85 146V145H84ZM108 146V145H107ZM106 146V149L108 148ZM172 146V145H171ZM174 146V145H173ZM188 147V145H186ZM196 146H193V147H196ZM66 147V146H64ZM86 147V146H85ZM177 147V145H176ZM31 148V147H30ZM82 148V147H81ZM88 148V147H87ZM86 148V149H87ZM92 148V147H91ZM98 148V146H97ZM96 148V149H97ZM173 148V147H172ZM191 147L189 146V149ZM204 148H206V146H204ZM61 149V148H60ZM65 149V148H64ZM89 149V148H88ZM187 149V148H186ZM198 149V148H196ZM195 149V150H196ZM200 149V148H199ZM218 149V148H217ZM66 150V149H65ZM100 150V149H99ZM98 150V151H99ZM105 150V149H103ZM168 151L170 149H167ZM172 150V149H171ZM176 150V149H174ZM183 150V149H182ZM188 150V149H187ZM202 150V148H201ZM200 150V151H201ZM207 150V149H206ZM203 150L202 152H200V155L202 154L203 155V152H208V150ZM216 150V149H214ZM68 151V149H67ZM93 151V150H91ZM125 151L128 152V158H127V155L125 156ZM178 151V152H177ZM177 156H179V150H177ZM186 151V150H185ZM190 151V150H189ZM188 151V152H189ZM194 151V150H193ZM100 152V151H99ZM164 152V151H163ZM176 152L174 153V151H172V153H170L169 155L172 156L171 154H173V157L174 155L176 154ZM184 153V151H182ZM199 150L197 152H193V153H198ZM125 153V154H124ZM160 153V154H159ZM182 153V154H183ZM193 153L190 152V154L192 155ZM86 154V153H85ZM116 154V156L118 155ZM166 154V153H165ZM164 154V157H166ZM199 154V153H198ZM196 154V155H198ZM207 154V153H205ZM97 155V154H96ZM102 155V154H101ZM105 155L107 157H109V151H105ZM109 155V156H108ZM163 155V154H161ZM168 155V156H169ZM190 155V156H191ZM198 155V156H200ZM212 155V154H211ZM98 156V155H97ZM114 156V155H112ZM111 156V157H112ZM118 156V157H120ZM169 156V158H170ZM186 156V155H185ZM206 156V155H205ZM102 157V156H101ZM99 156V158H101ZM106 157V160L110 159V158H107ZM160 157V156H159ZM164 157H160L161 159H164ZM182 157V156H181ZM180 157V159H181ZM186 157H189V156H186ZM195 157V156H194ZM202 157V156H200ZM204 157V156H203ZM208 157V156H206ZM114 160H115V157H113ZM147 157V159L145 158V160H148L149 159ZM179 157H177L178 159ZM185 158V157H184ZM214 158V157H213ZM101 159H104L101 158ZM100 159V160H101ZM112 159V158H111ZM158 159V158H157ZM157 159H153L152 162H154V160H156V162L158 161ZM168 159V158H167ZM174 158V160H177ZM178 159V160H180ZM198 159V158H196ZM217 159V158H216ZM99 160V161H100ZM105 160V159H104ZM114 160H111V161H114ZM142 160V163L145 164L144 162V159H140ZM173 160V159H172ZM170 159V161H172ZM185 160V159H184ZM183 160V161H184ZM210 162L212 160H210V157L208 159ZM207 160V161H208ZM98 161V159H97ZM103 161V160H101ZM149 161V160H148ZM164 161V160H162ZM166 161V160H165ZM169 161V160H168ZM169 161V162H170ZM182 161V160H181ZM185 161H188V159H186ZM184 161V162H185ZM190 161V159H189ZM193 161V160H192ZM195 161V160H194ZM193 161V162H194ZM201 161V160H200ZM207 161H202V162H199L197 163V160L195 161L196 162V165H194L196 168H203V169H208V167L210 165H213L212 162L210 163L209 165V162ZM223 161L225 163V165L223 164ZM104 162V161H103ZM110 162V161H109ZM139 162V161H137ZM176 162V161H175ZM180 162V161H179ZM191 162V161H190ZM194 162V163H195ZM215 162V161H214ZM78 163V162H77ZM81 163V162H79ZM92 163V162H91ZM106 163V162H105ZM111 163V162H110ZM135 163V161L133 162ZM141 163V161H140ZM151 161L148 163L150 164ZM155 163V162H154ZM161 162H159L160 164ZM165 163H168V162H165ZM172 162H170V165H171ZM182 163V162H180ZM104 164V163H103ZM161 164H164L163 162ZM175 164V163H173ZM184 164V163H183ZM185 164H187L185 162ZM184 164V165H185ZM215 164V163H214ZM217 164V163H216ZM81 165V164H80ZM105 165V164H104ZM106 165H108L106 163ZM105 165V166H106ZM111 165L113 166V163H111ZM133 164H131L129 167H131ZM151 165V164H150ZM176 165V164H175ZM182 165V164H180ZM183 165V166H184ZM188 165H190L188 163ZM193 164H191L192 166ZM218 165V164H217ZM145 166V165H144ZM158 166V164L153 166V167H156ZM214 166V165H213ZM212 166V167H213ZM261 166V167H260ZM147 167V165H146ZM144 168L145 170L147 168ZM171 167V166H170ZM169 167V168H170ZM173 167V166H172ZM180 167V166H179ZM179 167L177 168L176 166L174 167V169L176 168L179 169ZM193 167V166H192ZM216 167V166H214ZM111 168V167H109ZM113 168V167H112ZM168 167L165 168H160V170L162 172H164V174H166V170L169 169ZM184 169V167H182ZM186 168V167H185ZM82 169V168H81ZM144 169H141V170H144ZM159 170V168H157ZM188 169V167H187ZM191 169V167H190ZM189 169V170H190ZM212 169H215V168H212ZM256 169V170H255ZM111 170V169H110ZM108 170V171H110ZM128 170V168H127ZM130 170V168H129ZM141 170L138 172V174L142 173ZM172 170V169H171ZM181 170V168H180ZM185 170V169H184ZM192 170V169H191ZM198 170V169H197ZM84 171V170H83ZM111 171H114V169H112ZM148 171V169H147ZM174 171V170H173ZM182 171V170H181ZM210 171L212 172L211 168H210ZM124 172V171H123ZM128 172V171H127ZM144 172V171H143ZM169 172V171H168ZM193 172V171H192ZM194 172H195V168H194ZM193 172V173H194ZM216 172V171H215ZM219 172V171H218ZM258 172V171H257ZM129 173V172H128ZM199 173V172H198ZM196 173V174H198ZM206 173V172H205ZM208 173V172H207ZM210 173V172H209ZM260 173V172H259ZM118 174V173H117ZM137 174V175H138ZM144 174V173H143ZM177 174V173H176ZM186 174V173H185ZM203 174V173H202ZM200 174L202 177L203 175ZM216 173H214L213 175L215 176ZM123 175V176H122ZM121 177L124 178V174H122ZM126 175V174H125ZM136 175V174H135ZM136 175V176H137ZM188 174H186L187 176ZM207 175V174H206ZM135 176V177H136ZM162 176V175H161ZM169 176V175H168ZM167 176V177H168ZM173 176V175H172ZM184 176V175H183ZM198 176V175H197ZM197 176H193L192 177V184L193 186L195 187H199V180H197ZM199 176V177H201ZM209 176V174H208ZM213 176V177H214ZM206 176H204L205 178ZM117 178L119 179L120 176H117ZM116 178V179H117ZM128 178V177H127ZM137 178V177H136ZM171 178V177H170ZM191 178V177H190ZM219 177H217L218 179ZM135 179V178H134ZM138 179V178H137ZM174 178H172V181H173ZM201 179V178H200ZM208 179V178H207ZM203 180V179H202ZM215 180V179H214ZM219 180V179H218ZM135 181V180H134ZM140 181V180H139ZM163 181V178L162 180ZM165 181V180H164ZM181 181V180H180ZM183 181V180H182ZM125 182V181H124ZM129 182V181H128ZM141 182V181H140ZM203 182V181H202ZM207 182V180H206ZM40 183V182H39ZM76 183H77V180H76ZM131 183V182H130ZM139 183V182H138ZM161 183V182H160ZM174 181L172 182V186L174 185L173 184ZM205 183V182H203ZM209 183V181H208ZM221 183V184H222ZM83 184V183H82ZM129 184V183H128ZM135 184H136V188H140L139 186H137V183L135 181ZM141 184V183H140ZM139 184V185H140ZM166 184V183H165ZM165 184L163 186H165ZM219 184V183H218ZM222 184V185H223ZM57 185V184H56ZM59 185V184H58ZM84 185V184H83ZM126 185V184H125ZM131 185V184H129ZM142 185V184H141ZM140 185V186H141ZM157 185H161V184H157ZM161 185V189H162V186ZM178 185V184H177ZM202 185V184H201ZM206 185V183H205ZM211 185V184H210ZM109 186V185H108ZM107 186V187H108ZM128 186V185H127ZM203 186V185H202ZM221 186V185H220ZM35 187V186H34ZM129 187V186H128ZM189 187V186H188ZM25 188V187H24ZM58 188V187H56ZM105 188V187H104ZM127 188V187H126ZM130 188H134V185L130 186ZM130 188H127V189H130ZM135 188V189H136ZM142 188V187H141ZM149 188H148V192L149 191ZM160 188V187H159ZM164 188V187H163ZM202 187H200L201 189ZM205 188V187H204ZM209 188V187H208ZM74 189V188H73ZM135 189H133L134 191H136ZM142 189H145V188H142ZM141 189V190H142ZM169 189V188H168ZM168 189H163V190H167L169 191ZM175 189V188H173ZM171 189V190H173ZM210 189V188H209ZM212 189V188H211ZM19 190V188H18ZM36 190V189H35ZM41 190V189H40ZM151 190V191H152ZM170 190V191H171ZM193 190V189H192ZM204 190V189H203ZM206 190V189H205ZM219 190V188H218ZM127 191V190H126ZM125 191V192H126ZM132 191V190H131ZM138 191H140L138 189ZM157 191V190H156ZM162 191V190H161ZM166 191V192H167ZM178 191V190H177ZM176 191V193H178ZM207 191V190H206ZM77 192V190H76ZM79 192V191H78ZM105 192V191H104ZM107 192V191H106ZM120 192V191H119ZM137 192V191H136ZM134 192V193H136ZM147 192V191H145ZM160 192V190H159ZM194 192V191H192ZM204 192V191H203ZM211 192V191H209ZM223 192V191H222ZM22 193V192H21ZM40 193V192H39ZM38 193V194H39ZM86 193V192H85ZM123 193V191H122ZM133 193V194H134ZM138 195H140L139 193L140 192H137ZM142 193V191H141ZM158 194V192H155ZM173 193V192H172ZM206 193V192H205ZM214 193H217L214 191ZM220 193V191H219ZM29 194V193H28ZM27 194V195H28ZM34 194V193H33ZM58 194V193H56ZM93 194V193H92ZM131 194V193H130ZM147 194V193H146ZM150 194V193H149ZM179 194V193H178ZM177 194V195H178ZM192 194H195L196 195V192L195 193H192ZM213 194V193H212ZM37 195V194H36ZM53 195V194H52ZM98 195V194H97ZM135 195V194H134ZM136 195V196H138ZM161 195V193L159 194V196ZM168 195V194H167ZM175 195V194H174ZM207 195V194H206ZM91 196V195H90ZM110 196H112V194H110ZM117 196V195H116ZM116 196H114L115 198H117ZM133 196V195H132ZM135 196V197H136ZM141 196V195H140ZM139 196V197H140ZM151 196V195H150ZM164 196V194H163ZM179 197H181V195H178ZM177 196V197H178ZM202 196V195H201ZM199 196V199L200 197ZM209 196V195H208ZM220 196V197H221ZM54 197V196H53ZM81 197V196H79ZM93 197V196H92ZM124 197V196H123ZM134 197V196H133ZM139 197H136V198H139ZM144 197V196H143ZM149 197V195H148ZM161 197V196H160ZM168 197V196H166ZM174 197V196H173ZM35 198V197H33ZM89 198V197H88ZM126 198V196L124 197ZM146 198V195L143 199ZM150 198V197H149ZM152 198V200H153ZM165 198V197H164ZM182 198V197H181ZM186 198V197H185ZM3 199V198H2ZM32 199V198H31ZM30 199V200H31ZM148 199V198H147ZM171 199V198H170ZM169 199V200H170ZM174 199V198H173ZM172 199V200H173ZM176 199V198H175ZM192 199V198H191ZM202 199V198H201ZM211 199H213L211 197ZM23 200V199H22ZM29 200V199H28ZM62 200V199H61ZM84 200V199H83ZM117 200V199H116ZM119 200V199H118ZM124 200V199H123ZM141 200V199H140ZM138 200V201H140ZM165 200L162 198V201ZM169 200L167 199V202H169ZM171 200V201H172ZM184 199H182L183 201ZM186 200V199H185ZM184 200V201H185ZM214 200H215V197H214ZM144 201V200H143ZM148 201V200H147ZM166 201V200H165ZM175 201V200H174ZM177 201V200H176ZM176 201L174 203L173 206H176ZM193 201V200H192ZM219 201V200H218ZM34 202V201H33ZM36 202V201H35ZM85 202V201H84ZM90 202V201H89ZM99 202V201H98ZM116 202V201H115ZM124 202V201H122ZM156 202V201H155ZM13 203V202H12ZM31 203V202H30ZM65 203V202H64ZM67 203V202H66ZM70 203V202H68ZM92 203V202H91ZM111 203V202H110ZM126 203V202H125ZM144 203V202H143ZM140 202V204H143ZM164 203V202H163ZM173 202H171L170 204H172ZM190 203V202H189ZM36 204V203H34ZM71 204V203H70ZM112 204V203H111ZM123 204V203H122ZM121 204V205H122ZM136 204H139L136 203ZM146 204V202H145ZM148 204V203H147ZM146 204V205H147ZM167 203H165L166 205ZM169 204V205H170ZM179 204V202H178ZM186 204V202H185ZM221 204V205H222ZM38 205V204H37ZM94 205V204H93ZM100 205V204H99ZM103 205V204H102ZM120 205V206H121ZM149 205V208H150V203L148 204ZM147 205V207H148ZM152 205V206H153ZM156 209L158 206H156ZM164 205V204H163ZM168 205V204H167ZM213 206V208L211 206ZM222 205V206H223ZM7 206V205H6ZM71 206V205H70ZM142 206V205H140ZM171 206V205H170ZM87 207V206H86ZM100 207V206H99ZM106 207V206H105ZM124 207V206H123ZM143 207V206H142ZM154 207V208H155ZM177 207V206H176ZM175 207V208H176ZM179 207V205H178ZM35 208V207H34ZM94 208V207H93ZM145 205H144V210H145ZM148 208V209H149ZM151 209L149 210L150 213L152 210ZM174 208V207H173ZM180 208V207H179ZM189 208H192V206L190 205ZM214 208H215V211L219 210L218 211V214L219 216H216V213L217 211L215 212L214 211ZM58 209V208H57ZM115 209V208H114ZM155 209V210H156ZM65 210V209H64ZM105 210V209H104ZM103 210V211H104ZM118 210V209H117ZM123 210V209H122ZM130 210V209H129ZM147 210V209H146ZM145 210V211H146ZM159 210V208H158ZM174 210V209H173ZM179 210V209H178ZM187 210H190V209H187ZM76 211V210H75ZM112 211V210H111ZM143 211V209H142ZM144 212L143 215H146L145 213L149 212ZM157 211V210H156ZM19 212V211H18ZM33 212V211H32ZM159 211H157L158 213ZM148 213V214H150ZM155 213V211H154ZM153 213V214H154ZM178 213H181L182 214V211L178 212ZM1 214V213H0ZM2 214H5V213H2ZM68 214V213H67ZM79 214V213H78ZM77 214V215H78ZM141 212L140 214L138 213V215H142ZM152 214V213H151ZM151 214H150V217H151ZM164 214V213H163ZM6 215V214H5ZM162 215V214H161ZM2 216V215H1ZM20 216V215H19ZM42 216V215H41ZM62 216V215H61ZM148 218L149 215H146ZM160 216V214H159ZM164 216V217H165ZM5 216H2V220ZM13 217V216H12ZM112 217V215H111ZM121 217V216H120ZM123 217V216H122ZM130 217V216H129ZM142 217V222L144 220H146V217L145 216H141ZM145 217V218H143ZM158 217V216H157ZM155 215L151 217V219L155 220V221H158L157 218ZM161 218L163 216H160ZM159 217V220H162L164 218H160ZM165 217V218H166ZM22 218V217H21ZM36 218V217H35ZM100 218V217H99ZM139 218V219H137ZM6 218H4L5 220ZM38 220H41L39 219V217H37ZM55 219V218H54ZM66 219V218H65ZM133 218L130 219V221L132 220ZM134 219L136 220H133V221H129V225L130 223L132 225L135 226L138 225L137 223H140L141 221V218L140 217H135ZM1 220V219H0ZM2 220L0 221L2 223ZM7 220V219H6ZM9 220V219H8ZM7 220V221H8ZM15 220V219H14ZM23 220V219H22ZM20 220V221H22ZM35 220V219H34ZM57 220V219H56ZM148 220V219H147ZM11 220H9L10 222ZM42 221V220H41ZM40 221V222H41ZM95 221V220H94ZM155 221H154V225H155ZM163 221V222H164ZM4 222V221H3ZM6 222V221H5ZM11 222H14V221H11ZM19 222V221H17ZM24 222V220L22 221V223ZM26 222V221H25ZM30 222V221H29ZM39 222V223H40ZM53 222V221H52ZM148 221H146V224L148 225L147 223ZM167 222V221H166ZM28 222H26L25 224L27 225ZM33 223V222H31ZM46 224H48L47 222H44ZM144 223V222H143ZM149 223V224H150ZM165 223V222H164ZM168 225L170 226L171 222H167ZM167 223H165L164 225L168 226ZM17 225V223H14ZM24 224V225H25ZM41 224L43 225V222H41ZM56 224V223H55ZM94 224V223H93ZM96 224V223H95ZM103 224V223H102ZM159 224H157L156 222V226H158ZM1 225V224H0ZM8 226H10L9 224H6ZM6 225H4L6 227ZM36 224L33 223L32 226H34ZM40 225V224H39ZM126 225V224H125ZM140 225V224H139ZM142 225V224H141ZM180 226V227H177V226ZM3 226V225H1ZM7 226V227H8ZM15 225H13V228H11L12 230L15 229L14 227ZM19 226H23V225H18L17 227ZM31 226V224H30ZM31 226V228H32ZM49 226H51L49 224ZM55 226V225H54ZM57 226V225H56ZM104 226V225H103ZM143 226V229H144V225ZM176 226V227H175ZM3 227L4 230L1 229V231L6 232L8 230H10V232L12 231L11 229L9 228H5ZM36 227V226H35ZM37 227H38V224H37ZM42 227V226H40ZM67 227V226H66ZM69 227V226H68ZM138 227V226H136ZM23 228V227H22ZM26 228V226H25ZM28 228V226H27ZM26 228V229H27ZM44 230H46L44 228V226L42 227ZM41 228V229H42ZM49 228V227H48ZM53 228V227H52ZM58 228V227H57ZM118 228V227H117ZM148 229V227L146 226L145 229ZM166 228V227H165ZM6 229V231H5ZM19 228H16L15 230L18 231ZM24 229V228H23ZM38 229V228H36ZM36 229H34V231H37ZM75 229V228H74ZM103 229V228H102ZM126 229V228H125ZM135 229V227H134ZM137 229V228H136ZM136 229L134 231H136ZM140 230V227L138 228ZM13 230L12 233L15 231ZM21 230V229H20ZM19 230V231H20ZM40 230V229H39ZM76 230V229H75ZM104 230V229H103ZM127 231H129L128 233L132 234L131 231L133 229H131V231L128 229H126ZM125 230V231H126ZM148 230V231H149ZM51 230L49 229V232ZM53 231V230H52ZM57 231V230H56ZM59 231V229H58ZM61 231V229H60ZM100 231V230H99ZM119 231V230H118ZM8 231L9 234L12 235V233H10ZM44 232V231H43ZM47 232H48V229H47ZM96 232V231H95ZM103 232V231H102ZM2 233V234H3ZM7 233V232H6ZM54 233V232H52ZM119 233V232H118ZM127 233V234H128ZM144 233V232H143ZM177 233V234H176ZM14 234V233H13ZM24 234V233H23ZM51 234V233H50ZM129 234V235H130ZM10 235V236H11ZM17 235L16 234V237H15V234L13 236H11V238L9 239H12L14 242H17L18 244L15 245V243H13L12 241L10 243H13L14 245H8L9 247L12 248V246H16L17 249L21 250L22 252H32L34 249L38 250L39 248H36V244L34 245V247L32 246L33 244H27V242H21L20 240L18 241L17 239ZM38 235V234H37ZM55 235V234H54ZM53 235V236H54ZM143 235V234H142ZM4 236V234H3ZM42 236V235H41ZM104 236V235H103ZM6 237V236H5ZM23 237H26V236H22V237H19V239H22ZM29 238V236H27ZM26 237V238H27ZM40 237V236H39ZM38 237V238H39ZM57 237V236H56ZM127 237V236H125ZM30 238H32V236H30ZM29 240H33L31 242H34V238L30 239ZM38 238H36L35 240H37ZM100 238V236H99ZM131 238V236H130ZM145 238H148L145 240ZM7 239V238H6ZM44 239V238H43ZM46 239V238H45ZM134 239V240H135ZM16 240V241H15ZM39 240V239H38ZM37 240V241H38ZM50 240V239H49ZM59 240V239H58ZM69 240V239H68ZM72 240V239H70ZM79 240V239H78ZM102 240V239H101ZM112 240V239H111ZM131 241V239H128ZM127 240V241H128ZM133 240V241H134ZM23 241V240H22ZM36 241V242H37ZM46 241V240H45ZM74 241V239H73ZM72 241V242H73ZM80 241V240H79ZM90 241V240H89ZM53 242V241H52ZM137 242V243H138ZM41 243V242H40ZM56 244L57 243H60V242H55ZM69 243V242H68ZM76 243V244H75ZM77 240L74 241V244L75 246L77 245ZM109 243V242H108ZM127 243V242H126ZM8 244H9V241H8ZM43 244V242L41 243ZM48 244V243H46ZM71 244V243H70ZM68 244V245H70ZM73 244V245H74ZM129 244V243H128ZM131 244V243H130ZM136 244V243H135ZM39 245V243H38ZM59 245V244H57ZM61 245V244H60ZM72 245V247H74ZM109 245V244H108ZM111 245V244H110ZM134 244H132L133 246ZM43 246V245H41ZM61 246H64V245H61ZM86 246V245H85ZM13 247V248H14ZM33 247V249H32ZM45 247V246H44ZM69 247V246H67ZM78 247V246H76ZM76 247H74L76 249ZM92 247V246H91ZM12 248V249H13ZM15 248V250H16ZM41 248V247H40ZM64 248H66L64 246ZM64 248H62L64 250ZM73 248V250H74ZM113 248V247H112ZM128 248V247H127ZM11 249V252L14 250ZM46 249V248H45ZM59 250H62L61 248H58ZM124 249V248H123ZM134 249V248H133ZM132 249V250H133ZM14 250V251H15ZM34 250V251H35ZM36 250V251H37ZM57 250V249H56ZM55 250V252H56ZM117 250V249H116ZM128 251V249H126ZM131 250V251H132ZM40 251V249H39ZM43 251V250H42ZM47 251V250H46ZM67 250L65 251H61L62 253L66 252ZM110 251V250H109ZM115 251V250H114ZM117 251H120L117 250ZM115 251V252H117ZM122 251V250H121ZM125 251V250H124ZM127 251H125V253H128ZM19 252V251H17ZM45 252V251H44ZM104 252V251H103ZM111 252V251H110ZM20 253V252H19ZM26 253V254H27ZM34 253V252H33ZM38 253V251H37ZM36 253V255H37ZM46 255L48 252H45ZM60 253V252H59ZM106 253V252H105ZM119 253V252H118ZM133 254V252H130ZM14 255V253H12ZM22 254V253H21ZM19 254L18 256L16 257H19L23 255ZM24 253V255H26ZM31 254V253H30ZM40 256V253H38ZM50 254V253H49ZM76 254V253H75ZM28 255V254H27ZM42 255V254H41ZM51 255V254H50ZM123 255V254H121ZM127 255V254H126ZM31 256V255H30ZM44 256V255H43ZM49 256V255H48ZM129 256V255H128ZM3 257V256H2ZM15 257L14 260L17 261V258ZM26 257L27 256H23L22 259L25 258L26 260ZM34 257V255H33ZM63 257V256H62ZM99 257V256H98ZM131 257V255H130ZM7 258V257H6ZM29 258V257H27ZM32 258V257H31ZM50 258V256H49ZM52 258V257H51ZM133 258V257H132ZM8 259V262H9V258ZM12 259V258H10ZM20 259V258H19ZM18 260L21 264V260ZM56 258L52 259L51 262H54ZM127 259V258H126ZM29 259H27L26 261H28ZM97 260V259H96ZM134 260V259H133ZM13 261V260H11ZM16 262L17 264L19 262ZM24 261V260H22ZM56 261V260H55ZM126 261V260H125ZM129 260L127 259V263L126 264H134L133 262H128ZM135 261V260H134ZM25 262V261H24ZM50 262V260H49ZM15 263V262H14ZM15 263V264H16ZM27 263V262H26ZM29 263V262H28ZM55 263V262H54ZM99 263V261H98ZM97 263V264H98ZM12 264V262H11ZM42 264V263H41ZM43 264H45V262H43ZM46 264H47V261H46ZM101 264V263H99Z\"/></svg>",
	"mask_w": 264,
	"mask_h": 264
}]
</instances>
